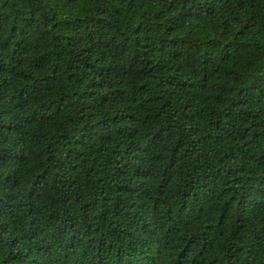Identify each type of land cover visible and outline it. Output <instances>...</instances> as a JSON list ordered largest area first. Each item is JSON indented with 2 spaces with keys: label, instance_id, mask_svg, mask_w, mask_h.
<instances>
[{
  "label": "trees",
  "instance_id": "obj_1",
  "mask_svg": "<svg viewBox=\"0 0 264 264\" xmlns=\"http://www.w3.org/2000/svg\"><path fill=\"white\" fill-rule=\"evenodd\" d=\"M0 264H264V0H0Z\"/></svg>",
  "mask_w": 264,
  "mask_h": 264
}]
</instances>
